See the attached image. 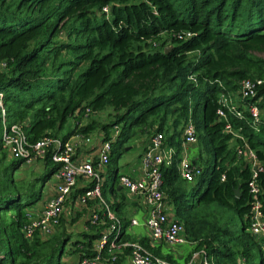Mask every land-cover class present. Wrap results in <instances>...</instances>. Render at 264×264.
<instances>
[{
	"label": "trees",
	"instance_id": "trees-1",
	"mask_svg": "<svg viewBox=\"0 0 264 264\" xmlns=\"http://www.w3.org/2000/svg\"><path fill=\"white\" fill-rule=\"evenodd\" d=\"M247 79H264V0H0V94L8 124L23 125L30 144L45 137L67 143L99 131L106 141L118 127L108 166L115 148L138 134L150 139L163 133L180 155L192 117L198 145L211 160L206 167L194 160L203 173L193 183L182 178L179 158L161 170L166 203L194 245L185 264L197 253H205L199 264L205 258L211 264H264V250L250 232L252 173L236 152L243 140L227 134L218 117L222 96L237 93ZM258 99L263 111L264 87L245 105ZM239 110L243 118L229 115V122L264 166V120L257 132L244 105ZM106 111L115 113L110 123L93 119ZM54 153L40 162L42 174L19 179L27 165L0 146V264L97 257L95 244L113 224L98 200L86 205H99L90 215L98 214V222L86 221L88 232L75 237L62 215L50 237L36 233L28 240L23 234L58 172ZM110 179L117 182L116 171ZM258 180L264 211V172ZM92 187L75 188L71 196L81 199ZM123 204H108L123 225L119 236L110 237L116 247L102 252L108 264H123L131 256L123 245L135 242L126 236ZM139 243L161 257L148 240Z\"/></svg>",
	"mask_w": 264,
	"mask_h": 264
},
{
	"label": "built area",
	"instance_id": "built-area-1",
	"mask_svg": "<svg viewBox=\"0 0 264 264\" xmlns=\"http://www.w3.org/2000/svg\"><path fill=\"white\" fill-rule=\"evenodd\" d=\"M107 12V10H105ZM264 87V79L244 80L237 93L223 95L218 111V117L226 122V133L243 140L242 146L236 149L237 157L246 163L251 169V180L249 182V195L251 197L250 211V232L260 243L264 250V211L261 202L262 188L259 184V174L264 172V166L258 159L257 154L250 148L247 141L234 130L229 122V115H235L242 119L240 107H244L250 114L251 127L257 132L262 125L263 112L259 107L261 99L245 105L247 101L258 98L260 90ZM89 112V111H88ZM7 109L3 103V95L0 94V121L5 125L3 134V145L9 151L11 159L23 161L25 165L31 166L42 162L51 149H55L52 161L59 165L57 174L54 176L55 193L46 200L43 210L39 214L30 213L29 221L23 228L26 239L32 240L36 233L44 237H50L60 225L63 210L74 189L81 180L84 183L93 184V187L86 191L81 197V205L86 206L88 201L98 200L106 209L108 218L113 221L109 230L97 241L95 247L97 257L94 259H82L76 264H101L102 252L109 245L116 247V240H111V234H119L123 230V225L116 220L115 213L109 207L103 197V177L110 163L113 144L118 139L121 130L116 127L113 136L106 141L96 139L93 136L88 138L75 137L67 143L59 139L45 137L35 145L29 143L26 129L23 125H7ZM198 143L197 129L192 117L184 127L181 153L168 146L165 142V135L158 133L149 139L145 153L141 159L140 174L138 177L122 174L119 176V185L134 198L143 197L148 207L147 226L150 231V238L156 243H166L170 246L185 245L188 243L184 236V227L179 223L171 209L166 203L165 195L162 191L163 179L162 168L171 166L178 158L179 171L182 178L193 183L203 171L194 163V159L189 157V149ZM92 149L89 158H81L78 154L80 147ZM93 224L99 220V215L94 214L90 218ZM137 225V221H132ZM125 248L131 249V264H171L169 261L159 258L148 251L139 242L126 243ZM205 253L193 255L188 264H194L197 259H202ZM204 264H211L207 258Z\"/></svg>",
	"mask_w": 264,
	"mask_h": 264
},
{
	"label": "crops",
	"instance_id": "crops-1",
	"mask_svg": "<svg viewBox=\"0 0 264 264\" xmlns=\"http://www.w3.org/2000/svg\"><path fill=\"white\" fill-rule=\"evenodd\" d=\"M264 112V110L262 111ZM264 114V113H262ZM102 136L99 137L100 140ZM145 138V137H144ZM148 137L146 136L145 139ZM149 142V138L145 141H143L142 149L143 152L145 153L147 144ZM131 149V148H130ZM128 151V150H127ZM78 154L81 158H89L92 155V149H89L85 146L80 147L78 149ZM201 158L200 154L197 158V161ZM196 160V159H194ZM141 168L139 166H133L129 169L128 175H132L135 177H138L140 174ZM106 173V171H105ZM105 176V174H104ZM111 177V176H110ZM54 180V177L52 178V181ZM84 184V185H83ZM79 183L78 186L76 187V191L79 190L81 187L86 186V184L90 183ZM118 188H117V193L125 191L123 188H120L121 186L118 183ZM120 189V190H119ZM55 193V181L52 183L50 182V185L48 186V190L46 193V198L43 202L39 203L37 206L33 207V209L30 211L34 214H39L46 203V200L51 197ZM113 194V203H108L110 205H113L115 203L123 202L124 204L121 206V211L123 214V218L126 219V236L135 242H139L143 239L149 241L150 248L158 252V254L161 255L157 256L159 258H166L167 256L173 258L177 264H183L186 261L187 256H190V254L194 250V245L192 243H186V247H180V248H174V246L167 245L166 243H156L153 242L150 238V231L147 226V220H148V207L146 205V202L143 197H137L134 198L131 196L127 191H125V194ZM81 196V195H80ZM80 196L78 198H73L72 196L69 198V201L64 207V212L68 213L67 217L72 218L71 214L74 212L76 206H81L80 203ZM99 208V205L95 201V204L93 203L91 206H84L82 207V212L81 214H78L75 218L78 217V223L80 222L81 230L79 231V235L82 233L88 232L89 230L86 228V221L90 218V215L94 209ZM173 214V213H171ZM65 218V217H64ZM66 218L67 223L71 221V219ZM137 221V225H133L132 221ZM71 232V230H70ZM97 243V242H96ZM96 245V244H95ZM173 247V248H171ZM148 250V249H147ZM150 251L152 254H154L151 250ZM122 254V253H121ZM79 261H81L80 257L78 255H67L63 259L64 264H76ZM200 261V260H199ZM101 264H108L107 262H102ZM123 264H131V259L130 256L125 257Z\"/></svg>",
	"mask_w": 264,
	"mask_h": 264
},
{
	"label": "rangeland",
	"instance_id": "rangeland-1",
	"mask_svg": "<svg viewBox=\"0 0 264 264\" xmlns=\"http://www.w3.org/2000/svg\"><path fill=\"white\" fill-rule=\"evenodd\" d=\"M264 113V112H263ZM115 113L112 111H106L104 113H99V114H95L93 117V119H97L100 123L102 124H108L111 121H113V117H114ZM262 119L264 120V114L262 116ZM89 121V120H88ZM87 119H85L83 121V124H87ZM7 125L10 126L8 124V120H7ZM183 128V125L181 127V125L178 128V131L181 132ZM4 130H5V125L2 121H0V146L1 144H3V134H4ZM100 132H95L94 137L96 139H99ZM113 131L111 132V137L113 136ZM146 135H136L132 138L131 142L129 143V145H124L121 146L120 148L117 147L115 148L114 152H113V162L111 164V166H108L106 169V173L105 176L103 177V197L105 198V200L108 203H113V196H112V188L117 189L118 186V181H119V176H121L122 174H128L129 173V169L133 166H139L141 164V159L144 155L143 149H142V145H143V141L147 140L145 139ZM131 148V149H130ZM128 150V151H127ZM201 156V158L198 160V164L201 165L202 167H206L208 165V161L211 160L212 158V153H210L206 148H201L198 143L194 146H191L189 149V157L191 159H196L198 158V156ZM16 161V160H15ZM116 171V177H117V182H115V180L110 179L111 173L113 174V172ZM43 172V168L40 165V163H36L34 165L31 166H24V168L17 173L19 179H24V178H29V176L35 174V175H40ZM111 172V173H110ZM54 181V180H53ZM52 179L49 181V183L46 184L45 188H44V193H43V199L41 202H43L46 198V193L48 190V186L50 185V182H53ZM117 194H125V191L119 192ZM77 208H75L74 212L71 214L72 218H68L67 214L65 213L63 210V217L71 219V221H69V231L71 230V233L76 237L77 235H79V231L81 230V224L80 222H76V223H72L73 219H75L76 216H78V214H81L80 212H82V207H84V205H82V207L80 206H76ZM187 245H176L174 246V248H180V247H186ZM173 248V247H171ZM189 256H187L186 261L183 263L185 264L188 261ZM167 260L166 258H162ZM201 260L200 258L197 259L194 264H199ZM259 259H257L258 262ZM168 261V260H167ZM170 262V261H169ZM256 262V263H257ZM171 263V262H170ZM64 264V263H63ZM172 264V263H171Z\"/></svg>",
	"mask_w": 264,
	"mask_h": 264
},
{
	"label": "water",
	"instance_id": "water-1",
	"mask_svg": "<svg viewBox=\"0 0 264 264\" xmlns=\"http://www.w3.org/2000/svg\"><path fill=\"white\" fill-rule=\"evenodd\" d=\"M120 188H122V187H120ZM119 190H120V189H119ZM236 194H237V196H240V192H239V190L236 191Z\"/></svg>",
	"mask_w": 264,
	"mask_h": 264
}]
</instances>
